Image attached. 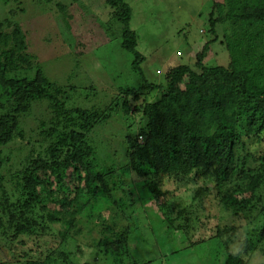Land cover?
<instances>
[{"label":"rangeland","instance_id":"obj_1","mask_svg":"<svg viewBox=\"0 0 264 264\" xmlns=\"http://www.w3.org/2000/svg\"><path fill=\"white\" fill-rule=\"evenodd\" d=\"M126 2L133 11L130 27L136 31L137 49L145 55L141 63L143 72L155 84L165 81V73L170 67L181 63L196 65L197 53L213 38L209 31L210 13L214 11L215 16H219L229 8L228 0ZM60 6H64L63 11ZM11 11L18 16L30 50L38 57L47 76L66 88V107L103 110L102 121L91 136L100 145L101 164L111 163L107 154L121 134L138 131L144 121L137 110V101L132 96L127 98L129 96L123 91L125 87L142 83V77L132 68L133 53L122 46L121 24L112 18L116 8L107 5L106 0H43L40 3L14 0L0 5V22H4ZM230 27V22L218 24V34L222 36L231 30ZM229 61L226 46L221 41L213 42L205 64L227 66ZM156 94L158 92H153L149 99L154 100ZM117 99L121 103L128 101L129 111L113 112L109 116V107ZM53 118L47 101L34 103L19 117V136L0 147V176L4 177L0 204L9 207L7 214L1 212L0 215L7 222L20 218L19 222L24 226L33 224L32 234L26 232L18 240L3 243L0 261L29 264L31 260L52 254L54 249L63 248L71 251L69 264H227L229 255L237 253L242 254L248 264H264V238L252 229H260L264 219L258 216V210L251 211L248 207L235 212L221 206L220 201L206 198L207 201L200 202L195 196L198 189L207 184L203 181L184 183L162 176L157 179L160 193L154 195L148 182L136 178L133 172L128 173L133 180L132 186L118 190L111 185L109 193L98 192L90 204L86 202L88 206L77 220V232L66 233L67 242L63 243L61 233L65 226L49 223V213L40 207L26 210V188H18L12 178L15 171L25 166V158L31 151L39 154L40 162L48 160L44 131L50 129ZM43 124L49 126L41 129ZM239 130L242 140L237 145V153L244 159L242 166L258 172L263 164L260 155L264 154V142L259 141L257 135H246L243 127ZM106 138L112 140L110 144L105 145ZM116 146L120 152L119 158L115 159L124 165L125 149L123 145ZM250 182H242L243 187H248ZM96 184L99 188V182ZM208 185L212 186V183ZM230 188H236V185L232 184ZM39 193L43 194V191ZM108 195L123 197L129 207L115 206L114 197L109 199ZM225 195L223 192L222 197ZM249 195L245 193L240 197ZM183 213L186 215L180 217ZM100 215L105 222L115 221L116 233L123 241L119 247L98 246L97 241L103 236ZM186 217L191 219L190 223ZM247 238L252 239L248 247L245 246ZM21 256L23 260L17 261ZM56 264L63 263L58 260Z\"/></svg>","mask_w":264,"mask_h":264},{"label":"trees","instance_id":"obj_2","mask_svg":"<svg viewBox=\"0 0 264 264\" xmlns=\"http://www.w3.org/2000/svg\"><path fill=\"white\" fill-rule=\"evenodd\" d=\"M11 1L14 0H0V5ZM41 1L31 0L32 3ZM228 3L226 13L219 16H215L214 11L210 13L209 31L213 38L197 53L196 65L181 63L170 67L165 81L155 84L145 77L141 66L145 55L137 49L136 31L130 27L132 8L126 0H106L107 5L116 8L112 18L121 24L122 46L133 53L132 68L142 77V83L125 87L123 91L129 96L127 98L132 96L137 101V110L144 121L138 131L121 134L107 154L111 163L104 166L100 145L95 143L98 140L91 136L102 121L103 110L67 108L66 88L47 76L38 57L30 50L16 13L11 11L7 19L0 22V147L19 136L17 122L22 113L29 111L36 102H48L54 117L50 129L44 131L48 160L40 162L39 154L31 151L25 158V166L15 171L12 178L18 188H26V210L40 207L49 213V223L65 226L61 233L63 243L67 242L66 233L77 232V220L88 206L86 202L90 204L98 192L109 193L111 185L118 190L132 186L129 172L147 181L154 195L160 193L157 179L162 176L184 183L207 182L196 193L200 202L204 203L206 198L220 201L221 206L235 212L249 207L251 211L258 210V216L264 218V154L260 155L263 159L261 169L254 172L242 166L244 159L237 153V145L242 140L240 127L246 135H257L258 140L264 142V0H228ZM60 7L63 11L64 6ZM216 8L219 9L220 4L217 3ZM228 22L231 30L221 36L217 26ZM217 41L229 52L227 66L205 64L211 44ZM153 92L158 94L151 101L149 97ZM130 106L128 101L121 103L117 99L109 107V116L113 112L125 113ZM47 126L43 124L41 129ZM111 141L106 138L105 145ZM119 144L125 149L124 165L115 159L119 158L120 150L116 146ZM239 174L240 178H235ZM3 180L0 176V186ZM125 180L130 184H125ZM245 180L251 181L246 188L242 184ZM232 184L236 188H230ZM223 192L226 193L224 197ZM245 193H250L249 197H240ZM116 196L108 195L107 198L114 197L115 206L129 207L123 197ZM7 209L9 207L0 204V213L7 214ZM99 218L103 236L98 239V246L119 247L123 241L118 238L115 221L105 222L101 215ZM186 220L191 221L189 217ZM19 221L20 218L7 222L0 215V247L5 241L18 240L33 228L31 222L24 226ZM259 228L252 229L264 238V219ZM251 242L252 239L247 238L245 246H251ZM56 250L29 264H56L58 260L69 264L71 251ZM241 255L230 254L227 264H248ZM18 260L22 261L23 257ZM0 263L7 261L2 259Z\"/></svg>","mask_w":264,"mask_h":264}]
</instances>
